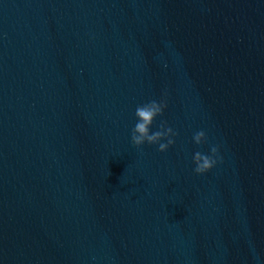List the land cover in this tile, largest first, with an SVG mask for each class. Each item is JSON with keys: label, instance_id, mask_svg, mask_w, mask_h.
Segmentation results:
<instances>
[{"label": "water", "instance_id": "water-1", "mask_svg": "<svg viewBox=\"0 0 264 264\" xmlns=\"http://www.w3.org/2000/svg\"><path fill=\"white\" fill-rule=\"evenodd\" d=\"M0 264H264V0H0Z\"/></svg>", "mask_w": 264, "mask_h": 264}, {"label": "clouds", "instance_id": "clouds-1", "mask_svg": "<svg viewBox=\"0 0 264 264\" xmlns=\"http://www.w3.org/2000/svg\"><path fill=\"white\" fill-rule=\"evenodd\" d=\"M166 102L161 99L151 100L142 105H138L135 109V124L131 131V142L136 148H141L144 145H155L161 153L166 152L170 146L174 145L177 133L172 127L168 126L166 121H161L158 130L153 131V124L158 117H162ZM196 145L207 143V137L204 131H199L192 137ZM194 169L197 175H204L210 172L222 162L219 146H211L205 152L197 151L192 158Z\"/></svg>", "mask_w": 264, "mask_h": 264}]
</instances>
